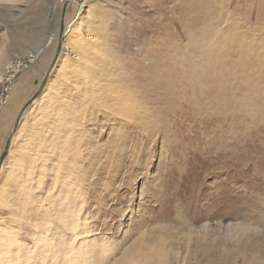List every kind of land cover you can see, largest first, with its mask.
I'll return each mask as SVG.
<instances>
[{"label":"rangeland","instance_id":"1","mask_svg":"<svg viewBox=\"0 0 264 264\" xmlns=\"http://www.w3.org/2000/svg\"><path fill=\"white\" fill-rule=\"evenodd\" d=\"M207 2L75 0L64 24H73V42L21 117L1 166L0 264H64L58 255L78 246L80 232L87 264H264V107L254 92L264 79L229 70L187 80L170 67L174 49L182 57L196 48L185 32L202 39L209 16L222 17L212 19L220 29L252 27L264 40V0ZM61 12L57 0L0 1V68L34 59L16 83L35 71L0 112V155L55 54ZM82 41L92 57L107 58L93 101L75 76ZM192 59L205 61L197 50ZM225 60L235 65L236 56ZM257 69L264 72V59ZM166 75L172 90L159 86ZM109 80L117 92L108 93ZM126 93L136 103L127 117ZM235 93L239 106L229 102Z\"/></svg>","mask_w":264,"mask_h":264},{"label":"bare ground","instance_id":"2","mask_svg":"<svg viewBox=\"0 0 264 264\" xmlns=\"http://www.w3.org/2000/svg\"><path fill=\"white\" fill-rule=\"evenodd\" d=\"M0 1H3V0H0ZM7 1L9 2V1H12V0H7ZM27 1H30V0H27ZM214 2H215V0H214ZM214 2H213V0H208V2H207L208 7L212 6V4L214 5ZM74 4H75V0H57L58 10H62L61 16H60V20H63L64 24H65V21H66L65 20V18H66L65 13L69 9H71V7L74 6ZM25 5L26 4H24V6ZM221 18H222L221 16L220 17L219 16H213L212 18L209 16V19H211V20L207 19L208 23H207L206 29H204L205 31H204L203 35L201 36L202 39H200L199 37L195 36V34H193L195 31L192 32L191 30L188 29L185 32L187 34L188 45H192L193 46V44H195L196 48L193 51H190V52L182 55V57H176V54H177L178 51L176 49H174L176 52L173 51L174 57H172L173 64H172V66H170L171 70H174L175 74H177L178 72L186 73V79L187 80L190 79L191 77L201 76L202 74H213V73L219 72L220 74L224 75V73H228L229 70L230 71L232 70L234 78H238L239 77V78L243 79V77L246 76L245 74H249V71H250L251 72L250 75H252L255 78H258L260 80H263L264 79V72H261L260 70H258L257 69V65L260 64V63H263L264 56H261L259 54V52H260V49L262 48V46L264 44V40L263 39H258V38L255 39L254 38L255 35H253L254 34L253 32H255V29H253L252 27L244 29L242 26H238V27L230 26L231 30L233 32L228 31L226 29L218 28V25L215 24V23H218V21ZM212 19H217L218 21H215V23H213L214 21H212ZM59 26H60V24H59ZM75 26H77V27L74 28V32L76 30L75 33H78L77 31H79V29H80L79 23H78V25H74V27ZM71 28H73V24L72 23H71V25H68L64 29V33L62 35L63 38H62L60 51H59V54H58V57H57V60H56V63L54 65V67L56 66V64L60 60V57L63 55V50H64L65 46H67V45H69V44H71L73 42V39L70 38V36H69V32H70ZM92 28H93V30L97 31L95 26L91 27V30H92ZM230 34H232V36L228 37V35H230ZM54 37H55V34H54V36H51L48 39V44L54 39ZM58 37H59V32H58ZM57 43H58V41H57ZM229 45H232L234 47V51H231L232 47L229 46ZM86 46H88L86 41H85V43L82 41L77 46H75L77 48V50H79L78 53H79V56H80V58L82 60V65H83L81 70L77 71L78 74H75V76H77L79 78L81 86L83 85L84 96L86 97V101L87 100L88 101H93V100H96L95 94H96V91L99 89V88H97V85H98L99 81L98 82L96 81V76L98 74V71H100L99 74H100V78H101L102 76H106V74H104V71H107V69H108V67L105 66L106 67L105 68V67H102L101 65L98 68V66H99L98 64H99V62L103 63L104 61L107 60V58H97L95 56L92 57L93 55H91V53H90L91 51H89V48L86 47ZM91 46H94V45L91 44ZM196 50H197L198 53L203 54V56L205 58V61H203L202 65H201V66H203V68H198L200 65L198 66L197 62L194 63L195 60L192 59V56L194 57V54H195ZM55 51H56V49H55ZM229 52H231L233 57L236 56L235 65L231 66L225 60V58L227 57V53H229ZM192 53H193V55H192ZM224 56H225V58H224ZM33 60L29 59V61H30L29 63L31 64L33 62ZM193 60H194V62H192ZM178 61H181V63H179ZM29 63H28L26 68H28V66L30 65ZM193 63L195 64V66H198V67H195L193 65ZM164 64L165 63L162 62V64H161L162 67L164 66ZM5 67L4 68H0V77L4 75ZM54 67H52L51 70L49 71V75L52 72V70L54 69ZM66 67H69L68 64H65L64 68H66ZM48 68H49V66H48ZM48 68H47V70H48ZM95 68H97V69L95 70ZM167 68H168V66H167ZM31 69H33V67ZM47 70L45 71V73L47 72ZM197 70H200V71H197ZM195 71L197 73H195ZM45 73H44V75H45ZM159 74H160V72H159ZM44 75H43V77H44ZM109 76L110 75L107 74V77H109ZM228 76H229V74H228ZM42 78H41V80H42ZM173 78H174V76L171 77L170 75H166L165 79H163L164 81L162 80L163 82L159 81V86L162 87V89L166 88V89L172 90L175 87V80H173ZM15 80L12 82V87H13V84H14ZM177 81L183 82L182 80H177ZM238 84L241 85V86H244L245 84H249V83H244L243 80L242 81L240 80V82H238ZM218 85H221V84H218ZM105 86H106L105 88L108 89L107 90L108 93L112 94V93L117 92L116 89H117L118 86L116 85L115 82H111L109 80L108 83ZM120 88L124 89V87H121V85L119 87V90H120ZM254 89H255L254 92L257 93V94L259 93V91H261L260 92V97L258 99H256V101L260 102V104L256 103V102H255V104L256 105H260V107H264V105H263V103H264V89L258 88V87H255ZM233 90L235 92H237L239 89L235 88ZM11 91L13 92V94H15L14 87H13V90L11 88ZM123 92H125V91H123ZM10 94H11V92H10ZM10 94H9V96H10ZM105 94H106V92H105ZM130 96H129V99H130ZM240 96L241 95L235 93L233 98L231 100H229V102L230 103L234 102V105L239 106L241 104V102L243 103V99H241ZM109 97H111V95ZM109 97H108V99H109ZM127 100H128V98H127V93H126V95L123 96L122 103H121V104H123L124 107H123V109H121L122 112L119 111L120 113L124 114L126 117H127V108H130V107L136 105V103L132 102L133 100L132 101L130 100L129 102ZM132 103H134V105H132ZM110 104H111V102H110ZM27 110L25 111V113H27L29 111V110L28 111ZM259 110L262 111L263 109L260 108ZM116 113H118V110H116ZM10 133H11V131L9 132V135H10ZM13 137H14V134L11 137V140H12ZM9 154L10 153L8 151L7 156ZM45 232H46V229H45ZM42 235H43V233H42ZM86 235H87V232H80V233H78L76 235V237L78 238V246L72 247V248L71 247H66L65 249L62 248V250H61L62 252L60 251L62 253V256L58 255V257L66 258L67 261H65L64 264H80V262L82 264L89 263V261L92 258L91 257L92 253H89L90 255H88V253H87V249L89 248V245L87 243H85L86 242ZM39 238H41V236L38 237V238H35L36 240H35L34 244L36 243V245H35L36 247L38 246L37 243L40 240ZM10 241L11 240H9V242ZM41 242H40V244H41ZM10 243H8V244H10ZM5 244H7V243H5ZM15 250H17V248ZM18 250H20V249H18ZM15 256H17V257L20 256L21 257L20 254H18V255L16 254ZM82 259L85 260L86 262L83 261ZM124 260H126V259H124Z\"/></svg>","mask_w":264,"mask_h":264},{"label":"water","instance_id":"3","mask_svg":"<svg viewBox=\"0 0 264 264\" xmlns=\"http://www.w3.org/2000/svg\"><path fill=\"white\" fill-rule=\"evenodd\" d=\"M63 30H64V21L60 20L59 37H58V43H57L55 54H54V56L52 58V61H51L50 65H49V68H48L47 72L45 73L44 77L42 78L40 83H38V86L35 88L34 92L28 97V99L26 100V102L24 103L22 108L20 109V111H19V113H18V115H17V117L15 119L14 126H13V128L11 130L10 135L7 137V139L5 141L4 148H3L2 152H1V155H0V170H1V166H2L3 161L7 157V153L9 151V147H10V143H11V137L16 132V130H17L19 124H20L22 115L30 107L32 102L34 100H36L41 95V93H42V91H43V89H44V87L46 85L47 78H48V75H49V71L51 70L52 67H54V65L56 63V60H57V57H58V54H59V51H60L61 43H62Z\"/></svg>","mask_w":264,"mask_h":264},{"label":"built area","instance_id":"4","mask_svg":"<svg viewBox=\"0 0 264 264\" xmlns=\"http://www.w3.org/2000/svg\"><path fill=\"white\" fill-rule=\"evenodd\" d=\"M30 58H15L5 67V73L0 77V112L6 106L12 88V82L27 69ZM30 64V63H29Z\"/></svg>","mask_w":264,"mask_h":264},{"label":"crops","instance_id":"5","mask_svg":"<svg viewBox=\"0 0 264 264\" xmlns=\"http://www.w3.org/2000/svg\"><path fill=\"white\" fill-rule=\"evenodd\" d=\"M33 73H34V74H33ZM33 76H35V71L32 70V69H31L28 73H26V74H24L23 76H21L20 80H19L17 83L15 82L14 85H13V87H14V89H15V94H13V95L11 94V95H12L13 97L16 96L17 93H18L19 87H21L23 81H25V82L23 83V85H27V82H26V81H29V79H30L29 82H31ZM32 81H34V80H32ZM34 82H35V81H34ZM34 82H33V83H34ZM28 85L30 86V83H28ZM29 86H26V87H29ZM7 110H8V107L5 106V107L3 108V112L1 113V117H3L5 113H7ZM11 116H12V113H11L9 116H7V118L5 119V121H6L7 119L11 118ZM1 117H0V119H1ZM2 164H3V163H2Z\"/></svg>","mask_w":264,"mask_h":264}]
</instances>
